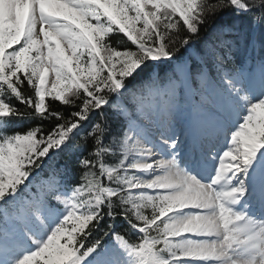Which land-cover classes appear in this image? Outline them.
I'll return each instance as SVG.
<instances>
[{
    "label": "snow or ice",
    "instance_id": "obj_1",
    "mask_svg": "<svg viewBox=\"0 0 264 264\" xmlns=\"http://www.w3.org/2000/svg\"><path fill=\"white\" fill-rule=\"evenodd\" d=\"M0 264H264V0H0Z\"/></svg>",
    "mask_w": 264,
    "mask_h": 264
},
{
    "label": "trees",
    "instance_id": "obj_2",
    "mask_svg": "<svg viewBox=\"0 0 264 264\" xmlns=\"http://www.w3.org/2000/svg\"><path fill=\"white\" fill-rule=\"evenodd\" d=\"M25 91H26V92H30L31 90H30V88H29V89H26ZM14 103H15V102H14ZM16 106H17V107H23V105H19V104H17ZM57 107H59V109H60L61 111H64V110L66 109L67 106L57 105ZM85 155H87V152H85ZM60 163L63 164V161H60ZM77 179H79V177H77Z\"/></svg>",
    "mask_w": 264,
    "mask_h": 264
},
{
    "label": "rangeland",
    "instance_id": "obj_3",
    "mask_svg": "<svg viewBox=\"0 0 264 264\" xmlns=\"http://www.w3.org/2000/svg\"><path fill=\"white\" fill-rule=\"evenodd\" d=\"M188 89V88H187ZM190 91V89H188ZM192 109V108H191ZM188 114L190 115V109H188ZM191 118V116H190ZM192 119V118H191ZM184 123H187V121H184ZM192 128V126L190 125H186V127L184 128V130L187 132L188 130H190ZM190 133V132H189Z\"/></svg>",
    "mask_w": 264,
    "mask_h": 264
},
{
    "label": "bare ground",
    "instance_id": "obj_4",
    "mask_svg": "<svg viewBox=\"0 0 264 264\" xmlns=\"http://www.w3.org/2000/svg\"><path fill=\"white\" fill-rule=\"evenodd\" d=\"M192 130H193V126H192ZM192 130H191V131H192Z\"/></svg>",
    "mask_w": 264,
    "mask_h": 264
}]
</instances>
